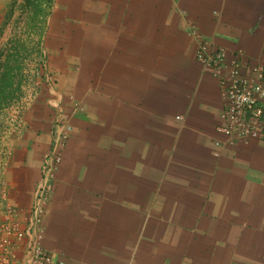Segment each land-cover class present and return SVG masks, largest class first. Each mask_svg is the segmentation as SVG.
Instances as JSON below:
<instances>
[{"label": "crops", "instance_id": "crops-1", "mask_svg": "<svg viewBox=\"0 0 264 264\" xmlns=\"http://www.w3.org/2000/svg\"><path fill=\"white\" fill-rule=\"evenodd\" d=\"M53 4L58 92L10 168L28 208L62 110L43 247L67 264H264V142L216 131L219 85L196 60L204 42L263 63L264 0Z\"/></svg>", "mask_w": 264, "mask_h": 264}, {"label": "built area", "instance_id": "built-area-1", "mask_svg": "<svg viewBox=\"0 0 264 264\" xmlns=\"http://www.w3.org/2000/svg\"><path fill=\"white\" fill-rule=\"evenodd\" d=\"M196 60L219 85L223 110L222 124L216 131L232 140L264 142V61L250 64L241 53L227 56L222 48L211 49L204 42L199 45ZM62 122L63 116H57L61 130L54 132L51 147L42 159L30 207L22 214L7 206L0 219V264H67L43 247L44 217L62 164V151L72 133V127Z\"/></svg>", "mask_w": 264, "mask_h": 264}, {"label": "rangeland", "instance_id": "rangeland-1", "mask_svg": "<svg viewBox=\"0 0 264 264\" xmlns=\"http://www.w3.org/2000/svg\"><path fill=\"white\" fill-rule=\"evenodd\" d=\"M53 3L54 0H5L0 3V52L10 49L13 54L25 55L22 98L0 111V219L5 216L7 206L16 208L22 214L30 207L24 208L26 203H22L23 207L14 205L19 198L14 194V184L11 183L13 171L10 168L16 165L19 150L35 135L30 128L34 123L32 107H38V104L49 100L47 97L58 92L56 73L49 64L45 48ZM60 111L62 123L70 124L67 115ZM55 124L61 127L59 123Z\"/></svg>", "mask_w": 264, "mask_h": 264}, {"label": "trees", "instance_id": "trees-1", "mask_svg": "<svg viewBox=\"0 0 264 264\" xmlns=\"http://www.w3.org/2000/svg\"><path fill=\"white\" fill-rule=\"evenodd\" d=\"M10 52V49L0 52V111L20 100L23 93L24 59Z\"/></svg>", "mask_w": 264, "mask_h": 264}]
</instances>
